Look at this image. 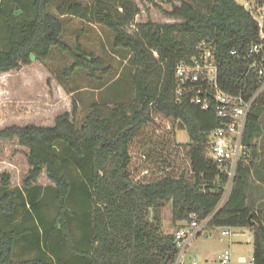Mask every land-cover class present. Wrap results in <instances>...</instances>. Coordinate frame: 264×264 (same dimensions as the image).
<instances>
[{"label":"trees","instance_id":"obj_1","mask_svg":"<svg viewBox=\"0 0 264 264\" xmlns=\"http://www.w3.org/2000/svg\"><path fill=\"white\" fill-rule=\"evenodd\" d=\"M53 1L0 0V74L44 62L56 48L71 57L62 72L66 81L82 69L103 85L112 66L78 42L71 48L60 38L62 17L76 16L112 32V49L130 65L133 100L113 107L91 103L80 124L73 108L58 114L52 126L0 129V140L16 139L27 149L28 163L20 186L11 184L9 173L0 176V264H168L177 249L173 233L162 229L167 203L176 228L190 214L201 219L215 210L209 229H249L251 264H264V91L245 123L248 156L238 163L229 195L217 209L225 176L206 155L207 134L222 120L213 107L201 110L192 102L191 87L175 99V68L197 54L201 42L214 51L220 90L244 100L257 91L248 61L260 35L252 12L235 0H210L207 10L196 0H183L162 9L177 22L135 23L136 0L76 3L59 7L58 15L49 10ZM251 1L256 7L264 3ZM153 113L186 130L187 166L143 182L132 175L130 145ZM43 171L50 182L44 186L38 183Z\"/></svg>","mask_w":264,"mask_h":264},{"label":"rangeland","instance_id":"obj_2","mask_svg":"<svg viewBox=\"0 0 264 264\" xmlns=\"http://www.w3.org/2000/svg\"><path fill=\"white\" fill-rule=\"evenodd\" d=\"M183 0H136L140 11L136 22L171 21L162 13L171 3ZM250 10L258 22L264 14V3L256 7L251 0H235ZM92 0H54L49 10L58 15L59 7L67 8L72 4L89 6ZM208 9L210 0H196ZM64 31L61 39L71 48L78 42L86 50L100 56L114 69L99 85L86 76L82 69L77 70L68 81L62 72L71 63L67 52L52 50L50 58L44 62L33 60L31 64L0 74V129L8 125L52 126L58 114L71 112L77 124L83 122L91 103L129 105L133 100L131 85L127 78L130 69L127 58L111 47L113 34L106 27L88 23L79 17H62ZM264 24V21H261ZM134 26L127 31L133 32ZM152 122L144 124L130 145L132 175L138 181L153 180L169 170H179L187 166L185 154L189 137L179 121L156 113ZM27 149L17 144L16 139L0 140V176L9 173L13 186H20L28 170ZM42 186L50 183L43 171L38 178ZM162 229L172 231L171 204L162 209ZM221 231L230 234L221 235ZM230 255L229 264H249L253 248L251 233L243 227H212L198 235L189 245L187 255L195 257L198 264H220L219 257L224 252ZM244 259V261L239 260Z\"/></svg>","mask_w":264,"mask_h":264},{"label":"built area","instance_id":"obj_3","mask_svg":"<svg viewBox=\"0 0 264 264\" xmlns=\"http://www.w3.org/2000/svg\"><path fill=\"white\" fill-rule=\"evenodd\" d=\"M257 22L259 27V41L249 47V68L254 72L259 81L257 91L247 100L241 96H232L220 90L217 84V64L215 54L211 47L204 42L199 44L197 54L187 62L179 63L175 68V96L176 100L192 89L194 95L191 100L201 110L214 108L216 115L221 118L222 126L217 127L207 134L208 146L206 155L225 176L222 194L216 209L227 199L236 168L239 162L246 160L248 147L243 144V132L248 112L256 97L264 91V14H261ZM231 54H235L232 50ZM192 89H191V88ZM215 210L204 218H197L195 214L189 215V220L181 227L176 228L173 240L176 246V254L168 264H198L195 257L187 255L190 243L200 234L209 230ZM230 234L229 231H221V235ZM244 259L239 258V260ZM220 264H229L230 255L224 252L219 257ZM252 263V260L248 262Z\"/></svg>","mask_w":264,"mask_h":264},{"label":"crops","instance_id":"obj_4","mask_svg":"<svg viewBox=\"0 0 264 264\" xmlns=\"http://www.w3.org/2000/svg\"><path fill=\"white\" fill-rule=\"evenodd\" d=\"M172 19V18H171ZM177 21H179V20H176V19H172L171 21L169 20V21H165V22H159V23H168V22H177ZM259 184V183H258ZM260 186H261V184H259ZM262 186L264 187V184H262ZM166 206V205H165ZM164 206V207H165ZM163 207V208H164ZM162 208V209H163ZM161 218H162V210H161ZM173 224V223H172ZM183 224V223H182ZM178 225H180V223H178ZM176 229V227H174L173 226V229H172V231H170V232H168V231H164L165 233H172L174 230Z\"/></svg>","mask_w":264,"mask_h":264}]
</instances>
